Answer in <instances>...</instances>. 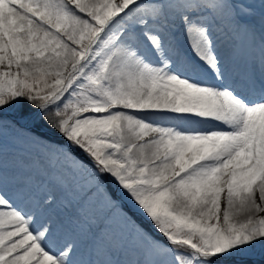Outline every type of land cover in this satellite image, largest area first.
Wrapping results in <instances>:
<instances>
[{
    "label": "snow or ice",
    "instance_id": "obj_1",
    "mask_svg": "<svg viewBox=\"0 0 264 264\" xmlns=\"http://www.w3.org/2000/svg\"><path fill=\"white\" fill-rule=\"evenodd\" d=\"M0 264H264V0H0Z\"/></svg>",
    "mask_w": 264,
    "mask_h": 264
}]
</instances>
